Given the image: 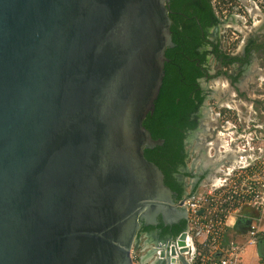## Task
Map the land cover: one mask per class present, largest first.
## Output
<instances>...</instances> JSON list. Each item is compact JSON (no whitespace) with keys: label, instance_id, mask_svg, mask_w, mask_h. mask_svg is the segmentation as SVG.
<instances>
[{"label":"water","instance_id":"95a60500","mask_svg":"<svg viewBox=\"0 0 264 264\" xmlns=\"http://www.w3.org/2000/svg\"><path fill=\"white\" fill-rule=\"evenodd\" d=\"M169 23L164 0H0V264H133L173 201L143 124Z\"/></svg>","mask_w":264,"mask_h":264},{"label":"flooded vegetation","instance_id":"af4514ba","mask_svg":"<svg viewBox=\"0 0 264 264\" xmlns=\"http://www.w3.org/2000/svg\"><path fill=\"white\" fill-rule=\"evenodd\" d=\"M234 1L236 6L233 8H236L241 14L232 12L227 16V10H223L224 16L222 17L215 8L216 2L221 5L220 0H164L170 21L169 32L172 43L165 49L167 58L165 66L169 64L171 66L170 77L173 75L182 83L185 90L187 88L186 103L189 105L178 119L179 132L183 135L181 143H163L154 148H147L150 150L149 152L145 151L146 158L148 156L149 159H147L162 171L164 184L171 190L173 201L169 205L159 208L156 214L151 213L146 219L140 221L136 234L138 246L171 242L186 230L188 218L173 217L165 220L163 213L177 209L180 201H184L195 193V190L199 189L209 177H217L221 169L226 170V165L232 161L235 162L237 155L233 151L234 147L236 149L239 146L236 143L243 146L245 138H242V134L250 131H247L251 122L250 118L247 119L242 112L234 110L240 124L239 127L232 124L229 134L227 133L229 138L232 136V142L235 145L232 143L230 145L234 147L231 146V149L226 151L223 156L217 155L215 148L211 149V153L207 150L209 141L213 143L219 129L226 131L225 125L230 122L224 120V123L220 122L219 125V113L220 116L222 114L221 112L213 113V106H216V102L212 106L209 103L210 100L216 99L221 106L232 91H235V102L236 98L238 101H242L240 94L243 93L246 98H251L250 95H247L246 90L241 89L252 87L255 80H251V78L259 76V71L264 70L258 63L259 59L262 61L264 57L262 55L264 40L257 38V35H264V0ZM225 3L223 2L224 5H226ZM230 4L233 3L230 2ZM252 5L257 8L251 13L248 6ZM247 15L248 18L255 17V20L261 21V25L258 26L259 32L253 33V37L243 42L237 51L230 52L231 48H228V52H225L219 39L220 31L229 21L242 18L248 22ZM231 26V24L226 25V27ZM254 27L257 28L255 22ZM259 55L262 57L259 58ZM221 77H225V79ZM219 79L229 82V88L226 95L218 98L217 88L214 84ZM242 84L244 86H241ZM254 100L255 98L252 99L253 102ZM217 114V126L211 129V134H204L208 129L207 121L213 120ZM225 118H228L227 115ZM214 156L218 161H212ZM206 159L211 161V164H205ZM218 167L221 169L218 170ZM182 227L184 229L176 236ZM151 254L152 252L148 256Z\"/></svg>","mask_w":264,"mask_h":264},{"label":"built area","instance_id":"2783aa9c","mask_svg":"<svg viewBox=\"0 0 264 264\" xmlns=\"http://www.w3.org/2000/svg\"><path fill=\"white\" fill-rule=\"evenodd\" d=\"M260 129L263 139L262 125ZM252 135L251 131L242 134L245 138L242 146L244 159L240 162H243L244 169L250 166L248 159L253 153L257 152L261 157L264 155L263 146H252ZM258 158L255 157V160ZM260 163H263L261 169L255 168L259 171L258 177L240 180L239 187L229 184L230 169L227 170L229 176L220 184L203 183L201 187L210 188L199 192L200 187L183 201L190 222L185 230L188 251L180 253L181 247L174 241L144 245L139 249V259L149 250L152 254L141 264H158L161 259L164 264H171L172 258L179 264H245V254L259 244V237L264 232V161ZM247 210H257L258 215L248 214ZM240 219L246 220V224L241 225ZM173 246L176 248L175 255L171 252ZM163 250L166 255L161 258Z\"/></svg>","mask_w":264,"mask_h":264},{"label":"rangeland","instance_id":"374dc122","mask_svg":"<svg viewBox=\"0 0 264 264\" xmlns=\"http://www.w3.org/2000/svg\"><path fill=\"white\" fill-rule=\"evenodd\" d=\"M220 1H221V5H218V3L216 2L217 5L215 6V8L217 9L220 16H222V17L224 16V14L222 13L223 10H227L226 11L227 16L230 15V13H232V12L236 13V14H241L236 10V8H233V6H236V3L234 0H220ZM237 1H239V0H237ZM223 2H226L225 3L226 5H224ZM230 2H232L233 4H230ZM248 7L251 9V13H252V10L257 8L256 6H253V5L248 6ZM246 17L248 18L249 16L247 15ZM254 22H255V17L248 18V22L242 18H240L236 21L227 22L225 24V28L223 27L222 30L220 31L221 35H219L221 46L223 47L224 51L228 52V48H231L230 52L237 51L241 47L243 42L249 40L250 37H253V35H252L253 33L256 34V32H259L258 31L259 27L255 28ZM230 24L232 25L231 27H226V25H230ZM246 33H248V34H246ZM257 38L264 40V35H262V34L257 35ZM231 44H234V45L231 46ZM262 55L264 56V52L262 53ZM258 57L261 58L262 56L259 55ZM258 63L260 65V68L264 69V57L262 58V61L259 59ZM221 78L225 79V77H221ZM253 80H255L254 81L255 84H253L252 87L250 86L247 89H241L243 91L246 90L247 95H250L251 98H246L245 93L240 94L242 101H238V99L236 98V103L240 107V111H238V109H235V108H229L227 106H220L216 99H211L209 103H211L213 106L214 102H216V106H213V113L215 114V113L221 112V114H222V116H220V113H219V125H220V122L224 123V120L230 121L225 125L226 131L220 130V129H219V131H223V132L229 134V129L232 128V124L239 127L240 122H239V119L237 118L236 112L234 110H237L238 112H242V114L245 118H247V119L250 118L251 122L249 124V129L247 131L250 130L252 132V134H253L252 135V137H253L252 146H254L256 148V147H262V146L264 147V138L261 139V137H260V130H261L260 126L261 125L263 127V130L261 132L264 134V77H262L259 73V76L253 77ZM244 96H245V98H244ZM253 98H255L254 102L252 101ZM225 115H227V117H228L227 119L225 118ZM227 129H228V131H227ZM227 138L229 139V137H227ZM246 138H247V136H246ZM241 143H243V141H241ZM232 144H233V142H232ZM233 145H235V144H233ZM238 145L240 146V144H238ZM229 149H231V145L229 146ZM224 150L228 151V149L225 147H223L222 150H219V151L222 152ZM243 150H244V148H243ZM208 151L211 153V149H209ZM224 153L225 152H222L221 155H224ZM253 154H252L251 158L248 159V163L250 164V166L246 169L243 168L244 164H243V162L242 163L240 162V161H242L241 159H239V162L237 161V163H232V164L230 163L229 165L225 166V168H226L225 171L228 174H230L227 171L228 169H230V171H232L231 176L229 177V181H228L232 187H239L240 180L244 181L246 179V177H250L253 179H256V177H258L259 171H257V169H255V168L259 167L261 169V167L263 166V163H260V161H264V155H263V157H261V155L258 154L257 152H255ZM255 157L256 158L260 157V158L255 160ZM214 160H215V156L212 157V161H214ZM228 162H230V161H228ZM232 162H234V161H232ZM219 177L221 178L219 180H215L213 176L209 177V179L207 181H205L204 183L208 184L209 182L210 183L213 182V184H220L222 182V180L224 178H227L228 176H224V177L219 176ZM209 188H210V186L209 187L203 186L200 188L199 192L204 191V190L209 189ZM196 191H198V189H196L195 192ZM188 224H190L189 221L187 222V226H188ZM187 226H186V228H187ZM141 246H144V244H141ZM141 246H138V247L134 246L132 249L133 264H141L146 259L149 258V256H148L143 261L141 260V258L139 259V256L141 254V251L139 249L141 248ZM261 254H262V252H261Z\"/></svg>","mask_w":264,"mask_h":264},{"label":"trees","instance_id":"16d2710c","mask_svg":"<svg viewBox=\"0 0 264 264\" xmlns=\"http://www.w3.org/2000/svg\"><path fill=\"white\" fill-rule=\"evenodd\" d=\"M170 68L171 66L166 64V75L155 102V109L146 116L143 122L144 126L151 132L153 139H163L164 144L181 143L183 135L179 132L178 119L189 105L186 103L187 88L185 90L182 83L173 75L170 77ZM145 151L149 152L150 150L146 149ZM183 229L184 227L180 228L176 236Z\"/></svg>","mask_w":264,"mask_h":264},{"label":"bare ground","instance_id":"6f19581e","mask_svg":"<svg viewBox=\"0 0 264 264\" xmlns=\"http://www.w3.org/2000/svg\"><path fill=\"white\" fill-rule=\"evenodd\" d=\"M260 25H261V21L256 19L255 20V26L258 27ZM261 76L264 77V71H262ZM251 80H253V78H251ZM214 86L217 88L216 95L219 98L222 95H226L227 89L229 88V82H227L224 79H219V80H217L215 82ZM241 86H244V85L242 84ZM234 98H235V91H232L231 95H229L225 99V101L221 104V106H227L229 108H235V109H238V111H240V107L237 105V103L235 102ZM207 124H208V129H207V131L204 134H206V135L208 134L209 135V134H211V129H214L217 126V124H218V114L215 116V118L213 120L207 121ZM227 135L228 134L223 132V131H218L216 140L213 143L209 141V143L207 145V150L215 148L216 151H217V155L218 154L221 155L222 152H226L227 151V150H224V151L220 152L219 150H222L223 147H225V148H227L229 150V146L232 143V136L228 139ZM233 139H234V137H233ZM231 146H233V145H231ZM233 151H235L236 155H237V158H236L235 162L239 161V159H240L239 156L240 155H242L241 156V160L244 159V155H243L244 150H243V148L241 146H237L236 149L234 147ZM221 156H223V155H221ZM214 161H218V159L215 158ZM206 163L211 164V161L206 159L205 164ZM213 165H214V163H213ZM220 169H221V167H218V170H220ZM219 176H223L224 177V176H229V175H228V173L225 170L221 169V172L218 174V176L217 177L213 176V177H215L214 178L215 180H219V179H221ZM176 263L177 262H175V264ZM178 264H179V262H178Z\"/></svg>","mask_w":264,"mask_h":264},{"label":"crops","instance_id":"0c3cea01","mask_svg":"<svg viewBox=\"0 0 264 264\" xmlns=\"http://www.w3.org/2000/svg\"><path fill=\"white\" fill-rule=\"evenodd\" d=\"M263 70H260L259 73L261 75ZM248 214L258 215L257 210H247ZM241 225L246 224V220L240 219ZM262 254H261V252ZM257 254V255H256ZM245 264H264V232L259 237V244L256 247H252L245 254ZM178 264V262L176 263Z\"/></svg>","mask_w":264,"mask_h":264}]
</instances>
